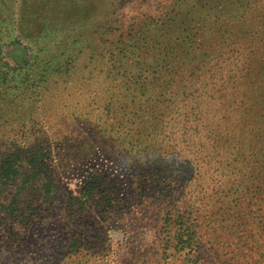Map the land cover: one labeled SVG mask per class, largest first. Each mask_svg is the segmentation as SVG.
Masks as SVG:
<instances>
[{"label":"rangeland","instance_id":"obj_1","mask_svg":"<svg viewBox=\"0 0 264 264\" xmlns=\"http://www.w3.org/2000/svg\"><path fill=\"white\" fill-rule=\"evenodd\" d=\"M3 43L47 78L0 112V264H264V0H0Z\"/></svg>","mask_w":264,"mask_h":264},{"label":"trees","instance_id":"obj_2","mask_svg":"<svg viewBox=\"0 0 264 264\" xmlns=\"http://www.w3.org/2000/svg\"><path fill=\"white\" fill-rule=\"evenodd\" d=\"M17 39L21 40L20 35ZM4 45L5 43L0 44V112H5L7 109L11 111L17 106H23L20 101L31 99L35 101L37 100L36 97L40 95L42 97V91L45 89L43 83L47 78L45 75H38L40 62L36 59L37 53H32L30 56L27 54L25 58L14 60V64H12L3 57L2 48ZM37 161L33 163L32 168L35 172L39 168L41 172L49 168L48 164L50 163L43 160V156H41V159L38 157ZM95 176L96 181L94 183L89 182L80 191L79 200L82 206L88 203L94 193H97L95 192L99 186L97 181L101 180V177L99 175Z\"/></svg>","mask_w":264,"mask_h":264}]
</instances>
